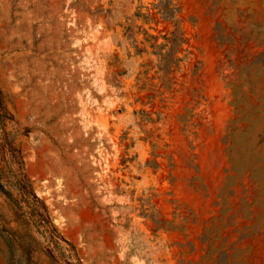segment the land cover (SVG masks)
I'll return each mask as SVG.
<instances>
[{"label":"rangeland","instance_id":"rangeland-1","mask_svg":"<svg viewBox=\"0 0 264 264\" xmlns=\"http://www.w3.org/2000/svg\"><path fill=\"white\" fill-rule=\"evenodd\" d=\"M0 264H264V0H0Z\"/></svg>","mask_w":264,"mask_h":264}]
</instances>
